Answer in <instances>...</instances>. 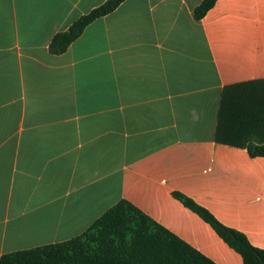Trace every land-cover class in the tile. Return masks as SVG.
I'll use <instances>...</instances> for the list:
<instances>
[{"label": "crops", "instance_id": "crops-1", "mask_svg": "<svg viewBox=\"0 0 264 264\" xmlns=\"http://www.w3.org/2000/svg\"><path fill=\"white\" fill-rule=\"evenodd\" d=\"M0 0V256L67 240L127 200L242 264L179 192L264 248V157L214 141L223 86L264 78V0Z\"/></svg>", "mask_w": 264, "mask_h": 264}, {"label": "trees", "instance_id": "trees-1", "mask_svg": "<svg viewBox=\"0 0 264 264\" xmlns=\"http://www.w3.org/2000/svg\"><path fill=\"white\" fill-rule=\"evenodd\" d=\"M123 0H105L54 34L51 53L64 52L94 19L113 11ZM215 0H202L194 9L199 19ZM214 141L245 148L264 157V78L223 86ZM205 220L242 258V264H264V248L220 222L186 195L173 192ZM0 264H216L127 200H119L85 231L67 240L16 250L0 256Z\"/></svg>", "mask_w": 264, "mask_h": 264}]
</instances>
